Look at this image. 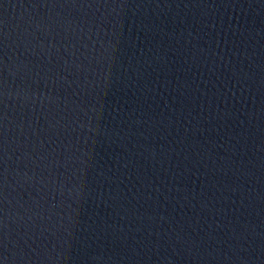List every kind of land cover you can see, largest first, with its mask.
I'll return each mask as SVG.
<instances>
[{
  "label": "water",
  "instance_id": "obj_1",
  "mask_svg": "<svg viewBox=\"0 0 264 264\" xmlns=\"http://www.w3.org/2000/svg\"><path fill=\"white\" fill-rule=\"evenodd\" d=\"M0 264H264V0H0Z\"/></svg>",
  "mask_w": 264,
  "mask_h": 264
}]
</instances>
